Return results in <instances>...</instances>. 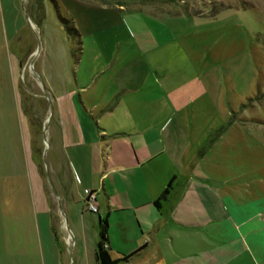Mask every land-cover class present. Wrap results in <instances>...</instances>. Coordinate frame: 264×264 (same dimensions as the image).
<instances>
[{
  "label": "rangeland",
  "instance_id": "1",
  "mask_svg": "<svg viewBox=\"0 0 264 264\" xmlns=\"http://www.w3.org/2000/svg\"><path fill=\"white\" fill-rule=\"evenodd\" d=\"M98 54L180 62L192 77L183 92L204 90L203 142L186 139L197 153L227 154L229 173L244 174L230 185L258 200L264 221V0H0V264H93L97 215L63 206L67 242L61 203L44 197L34 165L44 173L48 162L52 94Z\"/></svg>",
  "mask_w": 264,
  "mask_h": 264
},
{
  "label": "crops",
  "instance_id": "2",
  "mask_svg": "<svg viewBox=\"0 0 264 264\" xmlns=\"http://www.w3.org/2000/svg\"><path fill=\"white\" fill-rule=\"evenodd\" d=\"M179 63L111 54L81 57L74 85L66 82L60 93L50 92L55 127L46 126L50 154L45 174L34 165L35 177L48 202L61 203L71 245L75 235L63 206L89 212L83 189L97 192L93 214L107 221L110 257L131 255L117 264H262L258 200L239 199L241 191L230 185L244 174L229 173L224 151L197 153L186 139L196 132L203 142L206 125L196 114L204 109L197 102L204 90L183 92L192 77L181 78ZM45 178L52 186L47 193ZM171 179L166 199L156 206ZM75 230L88 239L85 226ZM93 237L96 264L98 230Z\"/></svg>",
  "mask_w": 264,
  "mask_h": 264
},
{
  "label": "trees",
  "instance_id": "3",
  "mask_svg": "<svg viewBox=\"0 0 264 264\" xmlns=\"http://www.w3.org/2000/svg\"><path fill=\"white\" fill-rule=\"evenodd\" d=\"M64 27L69 31L75 34L76 37H79V33L76 30L74 26H69L70 23L69 20L63 18L62 19ZM116 98L112 100V102L106 107V109H109L113 106L115 103ZM172 179L169 180L167 186L164 188L158 199L155 201V205L158 206V200L166 199V196L169 192L170 185H171ZM107 228L108 224L105 218L99 219L98 221V235L99 240L96 245L95 249V263L96 264H117L119 261L127 260L131 255L125 256L122 259H112L107 251L108 244H107Z\"/></svg>",
  "mask_w": 264,
  "mask_h": 264
},
{
  "label": "built area",
  "instance_id": "4",
  "mask_svg": "<svg viewBox=\"0 0 264 264\" xmlns=\"http://www.w3.org/2000/svg\"><path fill=\"white\" fill-rule=\"evenodd\" d=\"M83 194H84L83 202H84L86 210L92 213H96L98 210L97 209V199H96L97 192L89 188H84Z\"/></svg>",
  "mask_w": 264,
  "mask_h": 264
},
{
  "label": "water",
  "instance_id": "5",
  "mask_svg": "<svg viewBox=\"0 0 264 264\" xmlns=\"http://www.w3.org/2000/svg\"><path fill=\"white\" fill-rule=\"evenodd\" d=\"M44 90H45V88H43ZM47 95V94H46ZM50 117H51V113L47 116V119H46V122L50 119ZM44 130H46V128L44 129ZM45 140V139H44ZM45 143H46V140H45ZM46 145H47V143H46Z\"/></svg>",
  "mask_w": 264,
  "mask_h": 264
}]
</instances>
